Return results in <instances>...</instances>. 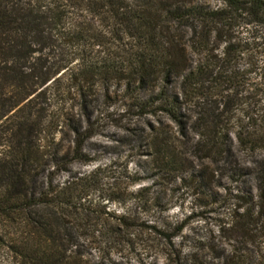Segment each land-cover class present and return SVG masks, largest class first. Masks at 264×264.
<instances>
[{"label":"trees","instance_id":"obj_1","mask_svg":"<svg viewBox=\"0 0 264 264\" xmlns=\"http://www.w3.org/2000/svg\"><path fill=\"white\" fill-rule=\"evenodd\" d=\"M101 120L145 167L70 172ZM263 154L264 0H0V264H264Z\"/></svg>","mask_w":264,"mask_h":264},{"label":"rangeland","instance_id":"obj_2","mask_svg":"<svg viewBox=\"0 0 264 264\" xmlns=\"http://www.w3.org/2000/svg\"><path fill=\"white\" fill-rule=\"evenodd\" d=\"M120 104V103H119ZM118 104V105H119ZM114 108V107H113ZM120 121L121 125H127L128 121L125 117L117 116L115 121ZM117 124L107 123L105 121H98L97 126L99 129V134L89 139L84 145V152L92 160L89 164L84 165L79 162H74L70 166V172H83L89 171L97 164H111L116 165L117 174L121 170V166L128 163V168L130 170L137 169V165L145 167L144 157L139 158L138 150L136 148V143L134 140V127L128 125L129 129L125 130L123 126L121 127L119 122H113ZM170 125L174 128L173 124ZM138 132V131H137ZM62 140V145L67 148L70 144V139L65 133ZM264 156V154H263ZM66 173L59 174L58 181H64L67 178ZM152 180H145L141 185L150 186V191L153 193H162L168 190V194L172 195L173 201L180 203L181 195L188 189L181 185L180 181L176 183L166 184L160 180H156V183H162L161 185H152ZM160 181V182H159ZM140 185H136L137 188ZM216 212V206L213 205L208 198H203V200L194 201L193 197H189L185 200L183 209L175 208L169 211V216L172 220H183L187 217L188 224L184 230V235L187 239L199 238L203 239L209 235L210 230H214V216ZM146 260L143 256H139L137 253H128L122 257H115L114 264H146Z\"/></svg>","mask_w":264,"mask_h":264}]
</instances>
